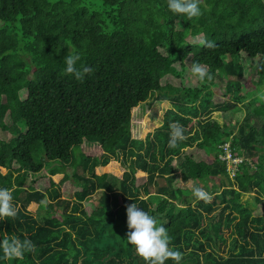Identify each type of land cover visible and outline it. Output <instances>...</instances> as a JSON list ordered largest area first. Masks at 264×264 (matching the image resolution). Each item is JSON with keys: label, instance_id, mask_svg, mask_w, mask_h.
<instances>
[{"label": "trees", "instance_id": "trees-1", "mask_svg": "<svg viewBox=\"0 0 264 264\" xmlns=\"http://www.w3.org/2000/svg\"><path fill=\"white\" fill-rule=\"evenodd\" d=\"M201 11L189 19L168 0H0V188L19 207L15 219L0 218V239L35 245L23 259L0 250V264H145L126 242L131 203L168 230L180 264H264V95L237 130L230 118L264 87V0H203ZM70 45L77 67L95 69L83 82L65 72ZM194 62L212 79L192 76ZM173 122L188 138L170 148ZM85 141L94 146L75 184L35 178L34 153L72 167ZM227 143L244 159L230 185L175 207L194 186L230 177L219 156ZM243 194L254 195L255 212Z\"/></svg>", "mask_w": 264, "mask_h": 264}, {"label": "clouds", "instance_id": "clouds-1", "mask_svg": "<svg viewBox=\"0 0 264 264\" xmlns=\"http://www.w3.org/2000/svg\"><path fill=\"white\" fill-rule=\"evenodd\" d=\"M203 0H168V9L179 15H185L189 19L197 18L202 15L201 4ZM4 22L0 21V26ZM201 45L207 48H214L215 43L207 39L200 41ZM81 54L75 46H69L64 63L65 72L73 76L77 81L83 82L86 75L94 73L95 69L80 65ZM190 73L200 81L211 80L207 65L201 63H192ZM170 137L168 146L175 148L179 142L185 141L188 137L185 135L186 129L179 122L169 124ZM193 195L197 200L210 202L212 195L202 187H193ZM127 216L126 242L135 248V253L145 264H166L169 259L180 264L183 259V253L170 247L171 237L168 230L159 224L157 219L148 212L142 210L136 203L125 205ZM19 207L13 203L12 190L0 188V218H13L18 215ZM0 250L6 259H23L26 252H34L35 245L26 236L20 239L15 234H4L0 239Z\"/></svg>", "mask_w": 264, "mask_h": 264}, {"label": "rangeland", "instance_id": "rangeland-1", "mask_svg": "<svg viewBox=\"0 0 264 264\" xmlns=\"http://www.w3.org/2000/svg\"><path fill=\"white\" fill-rule=\"evenodd\" d=\"M229 59L225 58L224 61L228 62ZM221 80H219V84L214 86V90L217 94H221L222 92V87L224 85V83L227 81V75L225 74V72H220L219 73ZM252 75V74H251ZM246 77L243 79V82L246 83L247 85V90H253L254 89V82L251 80L252 76ZM193 81V82H192ZM192 81L190 80L191 85L195 86L196 84L194 83L196 81V79L192 78ZM259 90H261L259 92ZM249 93V92H248ZM264 95V87H257L256 91L251 92L249 94H247V98L246 101L243 103V105H238L236 107H234L230 118H231V127L234 129H238L240 127V125L245 124V117L249 114V108L251 107L250 102H254L255 100H259L260 101V97H262ZM259 102H256V104H258ZM160 108H162L160 106ZM160 108L155 109V111L159 114V116L162 114V111ZM250 122H252V124H257V126L260 127L261 123L256 121V117L253 116L252 119H250ZM20 127H24V124L21 123ZM94 146L93 142H88L85 141L82 147L79 148H75L73 153L75 156V163L72 167H66L64 166L62 163H60L59 161H50L46 158V156L44 155L42 149L40 152L34 153L33 158L34 161L42 166V170L35 175V178H39L42 179L43 181H48V179L50 180H63L65 179V177H68L69 182L72 184H75V180L72 179L73 175L77 173V176H84V161L86 159V157H88L92 147ZM232 170V168H230ZM229 173V171H228ZM233 179V176L230 175L229 178L227 177H222L220 179H210L209 181H207L206 183L203 182L205 186L209 185V187L211 189H214L216 191H220L221 189H223L226 185H230V181L231 179ZM160 184L164 185V181H160ZM77 186H81L80 183L77 184ZM207 189V188H206ZM152 192H155V189L152 188L151 189ZM99 198V195L96 194L94 199L92 198V201L89 199V202H92L95 205H99L97 202V199ZM187 198L189 199V201L191 202H196L197 199L194 195L191 194H186L185 197H183L182 199H179L176 204L175 207H181L183 206V200ZM65 199H73V195L67 193L65 195ZM64 211L63 208H59L57 212L62 213ZM47 215V209L44 207L42 208L39 213H38V219L40 222H43V218Z\"/></svg>", "mask_w": 264, "mask_h": 264}, {"label": "built area", "instance_id": "built-area-1", "mask_svg": "<svg viewBox=\"0 0 264 264\" xmlns=\"http://www.w3.org/2000/svg\"><path fill=\"white\" fill-rule=\"evenodd\" d=\"M230 146V143L223 145V152L219 156L221 160L227 163L229 174L234 177L237 171V166L244 162V159L242 157H234ZM230 168H232V170Z\"/></svg>", "mask_w": 264, "mask_h": 264}, {"label": "crops", "instance_id": "crops-1", "mask_svg": "<svg viewBox=\"0 0 264 264\" xmlns=\"http://www.w3.org/2000/svg\"><path fill=\"white\" fill-rule=\"evenodd\" d=\"M206 191H210L212 192L213 189L210 188H205ZM223 189H221L220 191L216 192V193H220ZM254 195L253 194H243L241 197V203H243L245 206H247L249 209H251L253 212L256 211V205L254 204V199H253ZM197 202V201H196ZM196 202H192V204L196 203ZM227 257V256H225Z\"/></svg>", "mask_w": 264, "mask_h": 264}]
</instances>
